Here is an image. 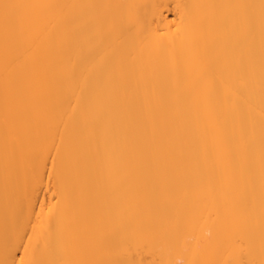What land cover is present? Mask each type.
<instances>
[{
    "label": "bare ground",
    "instance_id": "6f19581e",
    "mask_svg": "<svg viewBox=\"0 0 264 264\" xmlns=\"http://www.w3.org/2000/svg\"><path fill=\"white\" fill-rule=\"evenodd\" d=\"M0 264H264V0H0Z\"/></svg>",
    "mask_w": 264,
    "mask_h": 264
}]
</instances>
